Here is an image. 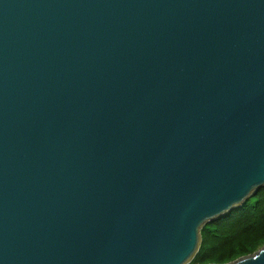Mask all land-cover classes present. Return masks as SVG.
Wrapping results in <instances>:
<instances>
[{
  "label": "water",
  "instance_id": "obj_1",
  "mask_svg": "<svg viewBox=\"0 0 264 264\" xmlns=\"http://www.w3.org/2000/svg\"><path fill=\"white\" fill-rule=\"evenodd\" d=\"M261 187L264 0H0V264H189Z\"/></svg>",
  "mask_w": 264,
  "mask_h": 264
},
{
  "label": "trees",
  "instance_id": "obj_2",
  "mask_svg": "<svg viewBox=\"0 0 264 264\" xmlns=\"http://www.w3.org/2000/svg\"><path fill=\"white\" fill-rule=\"evenodd\" d=\"M201 243L189 264H228L264 246V187L243 205L206 223Z\"/></svg>",
  "mask_w": 264,
  "mask_h": 264
}]
</instances>
